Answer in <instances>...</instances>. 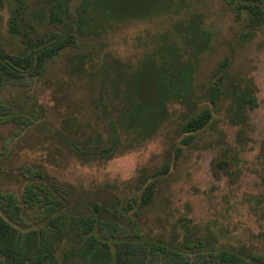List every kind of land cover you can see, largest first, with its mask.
I'll list each match as a JSON object with an SVG mask.
<instances>
[{
	"label": "rangeland",
	"instance_id": "1",
	"mask_svg": "<svg viewBox=\"0 0 264 264\" xmlns=\"http://www.w3.org/2000/svg\"><path fill=\"white\" fill-rule=\"evenodd\" d=\"M55 1L24 3V26L34 41L52 33L53 43L78 45L0 90L1 217L22 233L48 232L41 207L21 199L38 181L67 216L95 221L92 233L113 258L128 242L196 264L220 252L264 264L255 259L264 256V0L258 24L225 0H69L54 25ZM18 7L0 5L8 55L25 48L9 29ZM214 87L222 95L212 104ZM204 109L210 122L188 141L183 127ZM6 193L18 196L21 218L6 212ZM100 216L117 230L103 229ZM143 249L122 264H164ZM76 250L59 243L58 264H86Z\"/></svg>",
	"mask_w": 264,
	"mask_h": 264
},
{
	"label": "trees",
	"instance_id": "2",
	"mask_svg": "<svg viewBox=\"0 0 264 264\" xmlns=\"http://www.w3.org/2000/svg\"><path fill=\"white\" fill-rule=\"evenodd\" d=\"M14 1L19 4V7L10 19L9 29L11 33L24 37L25 48L23 53L18 55H8L0 48V90L6 79L15 82L22 80L26 74L29 76L40 75L48 61H55L65 49L78 45L73 38H66L53 43L54 34L52 33L43 34L34 41L31 38L33 27L24 26L25 23L21 16L23 4L32 0ZM68 1L60 0L50 4L51 24L58 25L63 23L65 16L64 7H66ZM225 1L232 5L237 18H240L243 12H248L253 24H258L263 20L262 0ZM2 2L3 0H0V5ZM221 95L222 91L220 88L214 87L210 93L211 103L215 104ZM248 103L251 107L255 105L254 99H248ZM211 114L210 109H204L184 125V132L189 134L188 141L210 122ZM27 171L32 177H42V173L36 172L31 168ZM150 193V191L144 193L142 197L143 205L150 203ZM1 197L5 202L6 212L14 219L21 218L23 207L18 203V196L6 193L1 195ZM21 199L26 207H41L39 217L43 220H48V232H19L0 215V264H58L56 247L63 240H70L77 244L78 250H76V254L84 258L86 264H122L126 260V256L138 254L137 250H142V245L146 246L143 251H147L150 255L164 257V264H196L182 254L162 246L128 242L116 244L117 249L115 258H113L108 242L99 240L92 233L95 221L86 219L74 220L67 216L63 211L64 202L41 182H30L26 186ZM95 208L99 209L98 206H95ZM98 223L103 229L108 231L110 229L115 231L118 228L116 222H110L101 216L98 219ZM188 247H192V245L188 244ZM104 251H107V255ZM203 256L205 264H249L242 258L227 252L210 253ZM255 259L264 261V256L258 255Z\"/></svg>",
	"mask_w": 264,
	"mask_h": 264
},
{
	"label": "flooded vegetation",
	"instance_id": "3",
	"mask_svg": "<svg viewBox=\"0 0 264 264\" xmlns=\"http://www.w3.org/2000/svg\"><path fill=\"white\" fill-rule=\"evenodd\" d=\"M254 101H255V100H254ZM255 103H256V102H255ZM255 103H254V104H255ZM253 106H254V105H253ZM249 107L251 108V106H250V105H249Z\"/></svg>",
	"mask_w": 264,
	"mask_h": 264
}]
</instances>
